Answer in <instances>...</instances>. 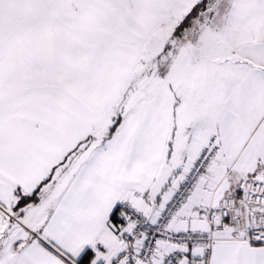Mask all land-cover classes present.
<instances>
[{
  "label": "snow or ice",
  "instance_id": "obj_1",
  "mask_svg": "<svg viewBox=\"0 0 264 264\" xmlns=\"http://www.w3.org/2000/svg\"><path fill=\"white\" fill-rule=\"evenodd\" d=\"M0 264H264V0H0Z\"/></svg>",
  "mask_w": 264,
  "mask_h": 264
}]
</instances>
